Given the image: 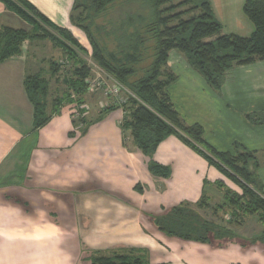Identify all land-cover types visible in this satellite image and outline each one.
Returning a JSON list of instances; mask_svg holds the SVG:
<instances>
[{"label":"crops","instance_id":"1","mask_svg":"<svg viewBox=\"0 0 264 264\" xmlns=\"http://www.w3.org/2000/svg\"><path fill=\"white\" fill-rule=\"evenodd\" d=\"M27 1L86 48L88 40L72 22L76 0ZM210 2L223 34L254 33L246 0ZM5 28L25 24L0 1V36ZM44 60L26 49L0 62V264H85L88 253L110 257L131 255V249L140 251L143 264H264V244L253 242L264 232L257 217L235 232L234 242L220 246L169 236L154 224L175 207L192 208L203 200L218 206L226 204L227 191L242 194L179 136L166 138L153 156L170 170L163 178L150 173V159L122 129L121 104L99 98L89 104L87 92L81 127L72 115L74 103H66L35 129L25 80L42 73L38 64ZM167 69L176 76L167 87L176 111L187 126L203 128L209 146L220 153L235 154L236 146L264 152V61L234 67L220 90L178 51L170 52ZM55 97L51 93L49 101ZM249 115H261L262 124ZM258 175L264 184L263 166Z\"/></svg>","mask_w":264,"mask_h":264},{"label":"trees","instance_id":"2","mask_svg":"<svg viewBox=\"0 0 264 264\" xmlns=\"http://www.w3.org/2000/svg\"><path fill=\"white\" fill-rule=\"evenodd\" d=\"M0 1L35 29L43 30L40 25L43 23L57 32L60 38L51 33L45 37H49L75 64L67 83L78 97L77 100L71 99L72 95L68 93L65 97L57 96L49 101L50 80L41 74L27 76L25 87L35 110L34 127L39 129L53 115L59 114L66 103H85L92 71L79 53L87 54L88 51L69 30L56 26L27 0ZM119 1L76 0L74 12L83 9L87 13L84 23H89H75V13L72 22L85 32L96 65L130 96L126 104L120 105L124 111L121 127L125 132H130L134 145L150 159V173L157 177H169L170 170L156 163L153 156L161 142L177 135L241 187L240 195L227 191L226 204L218 205L216 209L219 212L228 207V211H225L231 216L229 224L235 227L242 225L248 217H258L264 226V184L257 172L250 169L251 163L255 170L260 166L257 153L240 146H236L235 154L215 151L205 141L200 125L187 126L184 123L167 92V87L176 78L167 69L169 54L173 50L183 54L190 66L215 90L222 88L227 73L234 67L264 61V0L245 2L244 12L255 26L254 33L249 37L223 34V27L214 15L210 0H128L127 4H139L140 9L115 21L108 36H114L116 46L114 51H108L93 36L91 27L94 19ZM146 5L150 7L148 13L142 11ZM26 36L23 31L5 28L0 36V62L22 54V43ZM149 52H153L150 67L143 77L132 81L144 54ZM57 72L58 69L53 67V75ZM67 97L70 101H66ZM114 108L111 106L106 110ZM84 112L86 114V110ZM255 116L250 115L248 118L255 124L261 123ZM80 122L85 124L86 118H81ZM204 204L203 200L198 206ZM189 208L175 207L154 218L153 222L158 230L186 241L211 244L214 237L210 234H215L219 239L234 235L232 227L206 219L201 223V217L189 215ZM256 241L264 244V232ZM130 256L114 253L110 257H94L92 260L93 264L144 263L141 258L131 263Z\"/></svg>","mask_w":264,"mask_h":264},{"label":"rangeland","instance_id":"3","mask_svg":"<svg viewBox=\"0 0 264 264\" xmlns=\"http://www.w3.org/2000/svg\"><path fill=\"white\" fill-rule=\"evenodd\" d=\"M128 0H120L115 4V6L111 7L108 9L105 13L100 15L99 18L96 20L94 19V25L91 27V31L93 36L98 40L99 44L101 47L106 46L108 51H114L115 50V38L114 36H108L109 32H112L115 21L118 19H121L125 17L128 13H132L140 9L139 4L133 3L132 5L129 3L127 4ZM130 1V0H129ZM140 2V1H139ZM141 3V2H140ZM145 10L146 13L149 12L150 7L149 6H143L142 11ZM10 11V10H9ZM12 14L15 16L19 17L21 21L25 24L24 29H18L20 31H23L27 34L25 39L23 40L22 43V53L28 49L29 52L31 53H37V56L41 59H45L44 62L38 64V68L42 71L41 75L42 77H45L50 80V94L52 93L53 96H61L65 97L67 96L66 94L71 93V99L77 100L78 97H76L75 92H72L70 89L67 81L71 78L72 72L75 69V64L73 61H70L68 57L65 55L64 51L58 47L55 46V44L52 42V40L49 37H45L46 34L51 33L52 35H55L60 38L57 32L49 28L48 26L44 25L43 23H40V25L43 27V30H37L28 23L27 21L23 20L19 15H17L15 12L10 11ZM87 13L83 9H79L75 13V23H79L82 21L83 25H88V21L84 23V18L86 17ZM81 24V25H82ZM73 26L78 30L77 34L85 35L86 39L87 36L85 32L80 29L77 24H73ZM73 34V33H72ZM74 35V34H73ZM74 37L78 39L75 35ZM88 40V39H87ZM86 43V42H85ZM86 49L88 51L87 54L84 53H79L80 57L86 61L88 66L91 68L92 75L91 79L95 80L97 77V73L101 71V69L96 65V63L93 61L91 54H92V48L89 43V41L85 44ZM152 56L153 52H149L144 54L143 61L137 66V73L135 78H132V81L138 80L141 77H143L146 73V70L150 67L152 63ZM53 57V58H52ZM60 57V58H59ZM50 59H55V65H52V63L49 65V62L51 61ZM56 67L58 69V72L53 75L52 73V68ZM49 70V75H47L48 72L44 73V71ZM38 71V70H37ZM102 72V71H101ZM40 74V72H39ZM35 75V74H33ZM105 75V74H104ZM108 78V77H107ZM109 79V80H108ZM107 82L108 85L110 86V89L114 90L116 86L118 85V82L112 81V79L108 78ZM109 88V87H108ZM107 89H99L94 91H88V94L91 96L88 98L89 104H92L93 101H97V99H101L103 101L109 102V106L112 104H122L120 101L123 100V105L127 103V100L129 99V95L127 94L126 91H119V93H112L110 95L106 94ZM115 94V95H114ZM70 98H66V101H70ZM100 101V100H99ZM77 104V102H75ZM79 105V103H78ZM87 106V105H86ZM107 106V105H106ZM250 116V115H249ZM257 120L261 121V124L263 122V117L261 115L255 116ZM249 119V118H248ZM81 119H77L76 122L77 124L81 127ZM253 123V122H252ZM242 150V149H241ZM250 151V150H248ZM256 152V151H252ZM257 153V158L260 163V166L257 170L254 168V164L251 163L250 169L252 171H256L257 174L259 173V169L263 166L264 167V152H256ZM259 176V175H258ZM260 178V177H259ZM261 180V179H260ZM262 181V180H261ZM263 182V181H262ZM217 206L216 205H211L208 202L205 201V204L203 206H196L187 209L189 215H197L201 217L200 221H204L205 219L208 221H211L213 223H218L219 225H225L228 228H231L232 226L229 224L231 222V216L226 213L228 211V207L224 208L221 211H217ZM226 210V211H225ZM217 214H214L216 213ZM225 211V212H224ZM186 212V213H187ZM187 213V214H188ZM250 219V217L246 218L245 222L242 225L239 226H233L231 229L235 230L234 235L230 238L228 237H223L221 239L217 238L215 234H210L214 238L212 239V245L213 246H220L222 244H228L229 242H234L235 239H237L235 232L241 227L244 226L247 221ZM256 219V218H255ZM257 222H259V219L257 217ZM259 224L264 227L260 222ZM252 228L255 227V225H251ZM264 229V228H263ZM239 231V230H238ZM255 240H253L254 242ZM133 253H131L132 256H130V261L131 263L137 262L140 258L142 261H144L143 256H141L140 251L137 249H131ZM128 254V253H126ZM90 256V257H89ZM88 257L91 259L89 261H86L85 264H93V260L95 257V254L88 253Z\"/></svg>","mask_w":264,"mask_h":264},{"label":"built area","instance_id":"4","mask_svg":"<svg viewBox=\"0 0 264 264\" xmlns=\"http://www.w3.org/2000/svg\"><path fill=\"white\" fill-rule=\"evenodd\" d=\"M88 81H89V89H88L89 92L90 91L95 92L96 90H99V89H107L106 94L110 95L112 93L118 94L120 90L125 91V89L120 84H118L119 86H116V88H114V90L110 89V86L108 85L107 80L102 78V77H98L95 80L90 78ZM120 102L123 104V100H121ZM72 110H73L72 111L73 118L75 120L81 119V118L85 117V112L83 113V111L87 110V106L85 103L79 104V105H78V103L77 104L74 103Z\"/></svg>","mask_w":264,"mask_h":264}]
</instances>
